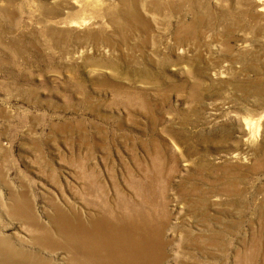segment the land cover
<instances>
[{
    "label": "rangeland",
    "instance_id": "1",
    "mask_svg": "<svg viewBox=\"0 0 264 264\" xmlns=\"http://www.w3.org/2000/svg\"><path fill=\"white\" fill-rule=\"evenodd\" d=\"M159 1L137 2L152 26L145 34L111 24L118 0L64 9V24L48 22L63 0H0V236L33 249L8 216L10 191H28L43 221L56 201L87 221L114 204V184L134 196L131 176L150 183L151 208L169 225L164 264H264L261 4L174 0L175 8L149 9ZM228 164H241L227 175L239 192L220 196ZM41 255L74 264L63 251Z\"/></svg>",
    "mask_w": 264,
    "mask_h": 264
},
{
    "label": "bare ground",
    "instance_id": "2",
    "mask_svg": "<svg viewBox=\"0 0 264 264\" xmlns=\"http://www.w3.org/2000/svg\"><path fill=\"white\" fill-rule=\"evenodd\" d=\"M118 1L120 2V6H116L115 9L116 13L119 15L120 21L118 23L115 22V24L114 22L111 23L115 27V29L123 30L127 27H130V29L138 30L139 32L149 34L151 32L152 26L150 22L146 18H144V16H142V14L140 13L137 4L138 0H132V2H128V0ZM175 1L161 0L159 2H154L148 6H150L149 9H151L153 6H156V3L158 6H163L159 4L162 2L168 8H175L173 7L176 5ZM256 1L261 4V6H259V11L264 12V1ZM87 2H90V4H85ZM91 2L92 0H63V2L60 3L61 5L57 6V8L53 7L52 9H49L48 22L50 19L55 20V22L59 24H64L66 23L65 18L63 16L64 9H72L74 7H80L81 5L83 8L87 7L86 9H88V6L93 5ZM41 8L47 10V6H41ZM70 13L72 12L70 11ZM75 24L76 23H74V25ZM92 27H96V25L92 24ZM51 32H53L52 36L56 35L55 29H49V34ZM58 36L63 39V37L66 36V31H59ZM98 36L99 38L104 39V35L102 32L99 33ZM183 36L184 35H182V37ZM77 53L79 55H82L84 51L82 49L79 50ZM251 123L248 121L246 122L248 127L249 125L251 126ZM257 124L258 123H256V125ZM255 128L257 129V127ZM233 156L237 157V154ZM260 158L262 162H260V160L259 162H257L259 165H263L264 155L262 157H259V159ZM241 168V164H228L224 168L227 173L224 176L233 175L236 171H238L239 173L243 171L241 170ZM254 168H256L255 165ZM144 177L145 176H143L142 178ZM150 178L153 179V177ZM225 178L226 177H223V180ZM227 178L228 181H224V186L221 191L223 194L220 196L238 194L239 191L236 188L235 183L231 181L229 176H227ZM131 179L132 178L130 176L128 186L134 192V196H126V194H124L123 188H120L116 184H114V204H106L107 208L106 213H104V215L90 217L87 221L81 220L82 217L81 219L79 218V216L81 215H71L72 213H68L66 210H64L65 208L63 209L60 205L56 204L57 201L55 203H51L54 212L52 213V210L51 214L48 215L46 217V220L43 221L41 218H38V213V216L35 214L36 211L34 213V207L32 206L33 203L30 199L31 196L27 194L29 193L28 191H26L27 193H17L15 191H10L9 204L7 205L8 216L12 220L19 222L27 230L29 237L27 243L30 244L33 249L30 250L21 246L18 247L14 244L15 241L13 242L11 240V237L8 238L6 237L7 235L0 236V264H51L49 263V260L47 258L42 257L41 252L43 251H63L71 257V261L74 264H164V260L166 259L165 257L167 255L165 252V232L169 225L165 223L164 218L162 217L161 213L157 212V209L155 210L154 208H151V202L153 201L151 200V198L155 194L153 191V187L150 185V183L142 182L141 180H139V183L136 184ZM217 180L220 179L217 178ZM0 181L1 183H3L2 179ZM152 181L153 180H151V183ZM215 191L218 190H216L215 188H211V190L207 192L213 193L214 196L215 193H217L216 195L221 194L220 192ZM207 192H205V195L208 194ZM124 197L128 199L124 201ZM192 203V207L196 206V204L199 205L196 200L192 201ZM201 205L205 209L206 207H209L206 199L203 200V204L201 202ZM230 205L236 206L237 202H230ZM152 210L155 212V214L151 213ZM119 211H121L120 214ZM78 212L76 211V213ZM49 213L50 212L48 211V214ZM194 237H192V239ZM197 240L199 241L198 238H194L192 241L194 242ZM204 241H206L207 244H211V242H213L211 238H206L204 239ZM239 253L241 252L239 251ZM238 256L239 254L237 255V257ZM251 256L253 255H250V257ZM254 257L252 259L253 261ZM238 260L239 257L237 261ZM248 260L247 262H249ZM252 260L250 262H252Z\"/></svg>",
    "mask_w": 264,
    "mask_h": 264
}]
</instances>
